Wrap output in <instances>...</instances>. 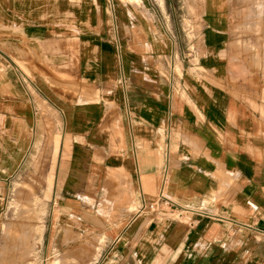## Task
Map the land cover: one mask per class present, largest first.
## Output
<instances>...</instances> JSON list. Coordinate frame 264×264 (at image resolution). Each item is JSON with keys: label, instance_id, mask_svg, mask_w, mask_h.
Segmentation results:
<instances>
[{"label": "crops", "instance_id": "1", "mask_svg": "<svg viewBox=\"0 0 264 264\" xmlns=\"http://www.w3.org/2000/svg\"><path fill=\"white\" fill-rule=\"evenodd\" d=\"M19 224L32 264H264V0H0V248Z\"/></svg>", "mask_w": 264, "mask_h": 264}, {"label": "rangeland", "instance_id": "2", "mask_svg": "<svg viewBox=\"0 0 264 264\" xmlns=\"http://www.w3.org/2000/svg\"><path fill=\"white\" fill-rule=\"evenodd\" d=\"M41 180L35 175H21L18 178L17 191L8 194L7 217H14L18 222H24L30 217H41L45 209L41 208V195L35 192ZM10 227V226H9ZM24 224L14 225L12 230L5 231L9 241L0 248V264H32L36 259L33 256L34 240L30 247H26ZM16 239V240H10Z\"/></svg>", "mask_w": 264, "mask_h": 264}, {"label": "built area", "instance_id": "3", "mask_svg": "<svg viewBox=\"0 0 264 264\" xmlns=\"http://www.w3.org/2000/svg\"><path fill=\"white\" fill-rule=\"evenodd\" d=\"M143 206L156 216L168 220H178L185 217L188 213L197 212L176 204L174 201L164 196L162 192H160L152 201L143 204Z\"/></svg>", "mask_w": 264, "mask_h": 264}]
</instances>
